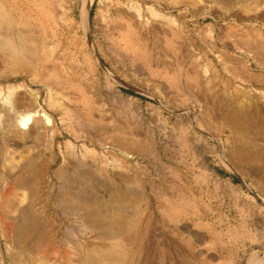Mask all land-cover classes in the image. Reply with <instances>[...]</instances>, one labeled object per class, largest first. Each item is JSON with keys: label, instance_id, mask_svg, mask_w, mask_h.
Here are the masks:
<instances>
[{"label": "rangeland", "instance_id": "rangeland-1", "mask_svg": "<svg viewBox=\"0 0 264 264\" xmlns=\"http://www.w3.org/2000/svg\"><path fill=\"white\" fill-rule=\"evenodd\" d=\"M73 2L72 16L65 0L31 11L34 38L52 44L32 66L16 69L0 39V264L262 262L264 170L230 154L264 158V135L237 132L225 114L241 106L264 126V0H93L87 28ZM3 7L12 4L0 0V32L16 38L19 16ZM22 166L41 180L34 198L10 192L6 177ZM114 190L129 220L123 257L104 261L111 240L87 224L80 199L112 201ZM19 203L39 249L18 244Z\"/></svg>", "mask_w": 264, "mask_h": 264}, {"label": "bare ground", "instance_id": "bare-ground-1", "mask_svg": "<svg viewBox=\"0 0 264 264\" xmlns=\"http://www.w3.org/2000/svg\"><path fill=\"white\" fill-rule=\"evenodd\" d=\"M65 1H66V4H67L66 5V7H67L66 11L67 12L65 11L66 12L65 14L68 13L70 16L74 15V2H73L74 0H65ZM236 1H237V3H240V2L243 3L246 0H236ZM9 2H10V4H12L11 12L10 13L7 12L6 7H3V10H4V13L6 15H9V14L13 15V13H14V15L19 16V19L16 17L17 20H14V22H13V25L15 27H17V29H18V33H16V35H15L16 38H14V37L11 36V34H9L10 31L8 32V34H6L5 32L2 33V31H1L0 32V39H2L3 40L2 42L4 43V46L2 44L1 45L7 49V50L5 49L7 51V53H8L7 54V59L12 61V64H14V67H16V69L17 68L19 69V68H22V67L24 68L25 66L28 67L29 65L32 64L33 58H35L36 55L39 54L38 53L39 52V48L38 47L40 46V44L42 45L43 48H45L44 50H46L49 46H52V44L49 45L47 43L48 37L44 36L45 34L43 35V39L42 40L37 39L38 37L34 38L36 36H34V34L32 32L34 30L31 29L32 28L31 27V22H29V19L33 16L31 11L32 10L34 11V8H36V9L38 8L39 12L42 13L43 10H45L46 4L49 2V0H9ZM54 2H55V0H54ZM230 2H232V1H230ZM92 3H93V0H80V2H79V6H80V10H81L80 20L82 21L83 25L86 26V28L89 27L88 24H89L90 20H88V19H89V13H90V8H91ZM61 7H62L61 9H63V6H61ZM53 10L54 11L50 10L49 13L55 14V13H52V12H55V9H53ZM35 12H37V11H35ZM59 16H61V15H59ZM41 24H42V22H41ZM72 24L73 25H77V21L73 20ZM40 27H43V26L41 25ZM88 35H86V36H88ZM123 35L126 36V33H123ZM36 42L38 43V45L36 44ZM51 50L52 49H50V51ZM257 53L259 55V52H257ZM42 56L44 58V54H42ZM259 56H261V55H259ZM40 57H41V55H40ZM51 59H53V58H51ZM31 60H32V62H31ZM44 62H45V60H44ZM61 63H62V61H61ZM62 82H64V81H62ZM84 103H85V106H86L85 108H87V109H88V106L91 105V103L89 105V102L85 101V100H84ZM231 107L229 105L228 108H227V112L225 114V120L229 124H231L235 128V130H237V132L244 133L245 131L253 130L254 133L256 132L257 134L264 135V126L261 123L257 122L255 120L256 118H254L253 116H249V115L245 116L241 106L234 107V108H231ZM89 109H90V107H89ZM97 109H98V107H97ZM88 111H90V113H92V110H88ZM31 119H32V115H30L28 117H22L20 119V123H21L22 126L26 127L28 125V121H30ZM91 119L88 120V121L89 122L92 121ZM47 122L48 123L50 122L49 119H48ZM103 122H102V124H104ZM107 128H109V127H105V126H101V125H92V129L93 130L98 131V132H102V134H109L110 129L108 130ZM253 131H251V132H253ZM79 134L81 136H83L84 138H86V139L92 140V136L89 133H84V132L80 131ZM111 134H113V132ZM116 136H117V134L115 135V137L113 139L116 140L120 146L121 145L122 146L125 145V147L128 146V144L126 145V143H124L121 138H119L118 136L116 137ZM134 143H135V141H134ZM132 146H134V145H132ZM135 147H137V146H135ZM138 148H140V147H138ZM136 150H138V149H136ZM150 151H152V150H150ZM138 152H139V150H138ZM140 152H142V151H140ZM230 156H231L232 160L235 163H237V164L249 163L250 165L252 164L253 166H257V167H259V168L264 170V158H262L259 155V153L255 154V153L246 151L243 148H235L232 151V153L230 154ZM25 167H26V165H25ZM25 167L24 166L20 167L18 169V171L16 173H14V174L9 173L7 175V177H6L7 178L6 181L10 185V192H14V190L16 191V189H22V190L25 189V190H29L31 192V194H32L31 197L34 198L33 195L35 196V192L36 191L38 192L37 189H38V187L40 185L39 181H41V180H38L39 179L38 176H35V177L33 176V178L28 177V175H26V173H28V172H26V171L29 169V166H27L28 169H26ZM58 174H59L60 179H62L65 182H67V180H68V176H66L67 173L65 174V173L59 172ZM81 189H82V187H81ZM14 193H16V192H14ZM86 196H87V194H86ZM112 196H113L112 197L113 198L112 201L101 200V199H99V198H97L96 196H93V195L90 196L89 198L87 197V199H85L84 197H83L84 199H80L81 201H86L85 204H87L86 206L89 209V210L86 209L88 212L84 213L85 215L83 214V218L85 219L87 224L91 225L92 227H94L97 230V232L99 233V236L101 237V239L111 240V241H109L110 244H111L110 249L109 248L107 250L105 249V251L103 253L101 251V255L98 253L100 256H102V260L108 259V261H109V258L111 256H113V254H114L113 250L116 252L114 254L115 257H117V258H119V257L122 258L123 257L121 250H119L120 243L118 242V240H119V237L122 234H124L126 227H128L127 222L129 220V215H128L129 211L127 212V207L122 204L124 199L122 197L121 192L119 190H117V191L114 190ZM62 197H65V196L63 195ZM66 198H68V197H66ZM80 198H81V196H80ZM131 198H133V197H131ZM131 200H127V202L130 201V203H131ZM67 201H68V199H67ZM186 201H187V199H186ZM22 203L21 204L19 203V206H17V211H18V214H19V216H18L19 218H18V222L16 224V226H17L16 232H15L16 237H17L16 239L18 241V244L19 243L22 244L24 241L29 239L28 242L31 240L32 243H31V241H30V243L33 244V246H35L36 248H38V247H40L39 244H40V241H41V239H40V235L41 234H40L39 229H38L39 227L36 225V223L34 221V218L32 217L30 211L26 207V204L22 205ZM131 206H130V208H131ZM13 207H15V206H13ZM82 209H84V208H82ZM79 213H80V211H79ZM121 240H119V241L122 242ZM41 245H42V243H41ZM121 249H122V246H121ZM117 258L114 261H117ZM252 261H253V259H252ZM124 262L125 261H123V262L121 261V263H124ZM117 263H119V262H117ZM121 263H119V264H121ZM253 264H264V260L262 262L260 260L254 261Z\"/></svg>", "mask_w": 264, "mask_h": 264}, {"label": "trees", "instance_id": "trees-1", "mask_svg": "<svg viewBox=\"0 0 264 264\" xmlns=\"http://www.w3.org/2000/svg\"><path fill=\"white\" fill-rule=\"evenodd\" d=\"M132 93V92H131Z\"/></svg>", "mask_w": 264, "mask_h": 264}]
</instances>
